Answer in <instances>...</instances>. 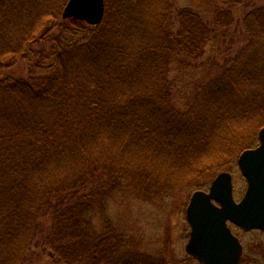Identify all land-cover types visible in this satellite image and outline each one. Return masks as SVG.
<instances>
[{"label": "trees", "instance_id": "1", "mask_svg": "<svg viewBox=\"0 0 264 264\" xmlns=\"http://www.w3.org/2000/svg\"><path fill=\"white\" fill-rule=\"evenodd\" d=\"M45 1L50 0H0V264H28L33 247L40 248L38 257L53 252L58 264H167L139 251L119 230L108 200L114 188L124 191L150 174L149 127L158 130L160 143L167 136L177 139L186 121L194 138L218 119L217 110L230 119L257 112L245 142L254 130L259 137V65H243L246 58L237 56L199 84L187 112L179 113L165 80L175 57H197L211 40L213 25L199 12L180 8L174 29L177 0H105L103 20L92 25L50 15L64 9L66 0H53L40 13ZM220 1L234 8L247 3ZM243 25L244 50L264 49V7L252 8ZM23 58L29 77L7 76ZM240 90L251 97L236 99ZM194 107L198 116L190 115ZM161 123L170 127L160 129ZM131 143L139 145L134 156L122 152ZM177 164L169 175H178Z\"/></svg>", "mask_w": 264, "mask_h": 264}, {"label": "rangeland", "instance_id": "2", "mask_svg": "<svg viewBox=\"0 0 264 264\" xmlns=\"http://www.w3.org/2000/svg\"><path fill=\"white\" fill-rule=\"evenodd\" d=\"M52 1H45L41 6L40 13L46 9L47 3L50 4ZM68 1L66 0L65 4ZM244 2L247 3L239 8H234V6L220 0H177L172 15L174 29L178 25L177 11L182 7L194 8L213 25L211 27L213 36L197 57L180 55L174 60L172 58L170 73L165 80L169 87V90L167 88L169 94L166 95L170 97L173 109L179 110V113L187 112L189 100L196 92L199 84L202 85L217 77L224 65H230L233 59L239 55L244 60L246 58L245 61L241 60L244 61L241 64L246 65V61L249 60L255 65H259L260 76H262L260 82H263L256 87L258 92L256 94L260 93V97L263 95L264 98V62L262 65L260 61L258 62L259 58H263L264 61V49L261 47L256 50L251 49L253 53L244 50L247 37L243 25L245 15L254 7H264V0H244ZM63 10V6L58 11L56 10V13H54L55 10H51L50 15L62 16ZM38 20L36 28H39L42 23L41 18ZM39 32H42L43 35L45 28ZM41 48L46 49L45 45H42ZM248 58H254L256 61L253 62ZM29 65L27 59H20L6 70V75L28 78L31 73ZM166 84L164 83L163 86L167 87ZM163 92L165 94V91ZM253 93L255 94V92ZM155 96L152 95L153 98ZM235 96L236 99L242 101L251 97V93L240 90L235 93ZM260 106L264 110V103H260ZM194 109L195 107L191 110L190 115L192 116L193 111L194 116H198L199 113L195 112ZM215 114L221 115L215 117L218 119L213 120L215 122L210 127L207 126L208 129H198V134L194 138L189 135L191 129L185 124L187 121L177 128V139H170L167 136L160 143L157 142L156 137L158 130L155 131L156 128L149 127L147 136L151 139L145 149L148 152L146 160L150 167L149 170H151L150 174L146 179L139 178L136 179L137 182H131L129 186H133L124 191L119 192L117 187L114 188L116 192L113 191V195L108 200V214L119 230L131 238L139 251L150 254L158 261H166L167 264H201L186 250L191 227L185 210L194 191L207 190L214 178L223 171L233 175L236 197H240L247 188V181L238 165V157L243 150L242 148L249 145L252 147L259 145L258 132L257 130L255 132V128L252 129L254 135L250 137L248 143L245 142L253 126L251 120L256 118L258 114L254 112L249 118L241 116L232 119L227 118L226 114L220 110H217ZM165 115L166 113L164 117ZM187 118L189 119V117ZM257 121L261 125L264 124V116L258 118ZM217 122L219 124L215 125ZM166 124L169 125V123ZM166 124L161 123L162 126L158 128L162 129L166 127ZM191 124L192 122H190ZM254 127H256V122H254ZM230 130L233 131V134L227 138V133ZM154 137H156V141L153 142ZM254 137L256 140L253 139ZM235 140L243 143L235 146L234 149L231 143ZM136 143L140 144L138 141ZM136 143L126 145L125 151L122 152L130 150L134 156L139 147ZM120 160L123 162L122 156ZM177 163H180L178 175H169L168 171L177 166ZM119 185L118 187H120ZM159 189L160 191H168V193H158ZM142 196L146 197L147 200ZM240 235L245 241L252 240L251 248L255 245L264 246V232L262 231L240 232ZM33 248L28 254L29 261L33 256L28 264H58L54 263L53 252L38 257L40 248ZM46 250V252L49 251Z\"/></svg>", "mask_w": 264, "mask_h": 264}, {"label": "water", "instance_id": "3", "mask_svg": "<svg viewBox=\"0 0 264 264\" xmlns=\"http://www.w3.org/2000/svg\"><path fill=\"white\" fill-rule=\"evenodd\" d=\"M104 5V0H69L62 16L97 25L104 17ZM259 141L258 146L238 157L247 180L239 202L234 199L233 176L226 171L214 178L209 191L196 190L190 196L185 210L191 227L186 250L201 264H239L241 245L228 221L245 230H264V127L259 131Z\"/></svg>", "mask_w": 264, "mask_h": 264}, {"label": "flooded vegetation", "instance_id": "4", "mask_svg": "<svg viewBox=\"0 0 264 264\" xmlns=\"http://www.w3.org/2000/svg\"><path fill=\"white\" fill-rule=\"evenodd\" d=\"M209 188H210V186H209ZM209 188L207 190H205V189H199V190L209 191ZM246 189L240 197H236L235 193H234V183H233V194H234V199L236 202H239L242 199V197L244 196V194L246 192ZM227 224L230 227L232 234L237 237V239L241 245L239 264H264V246L260 247L259 245H255L253 248H251L252 240L251 241H245L244 238H242V236L240 235V232H242V233H248V232H253V231L264 232V230H262V229L245 230L241 226H239V225H237L231 221H228ZM255 243H257V242H255Z\"/></svg>", "mask_w": 264, "mask_h": 264}]
</instances>
